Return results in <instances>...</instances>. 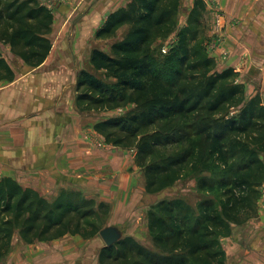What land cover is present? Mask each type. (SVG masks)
Segmentation results:
<instances>
[{
	"label": "trees",
	"instance_id": "obj_1",
	"mask_svg": "<svg viewBox=\"0 0 264 264\" xmlns=\"http://www.w3.org/2000/svg\"><path fill=\"white\" fill-rule=\"evenodd\" d=\"M193 7L181 29L183 0H131L95 33L90 67L78 71V112L128 108L97 122L94 131L110 147L135 151L150 200L152 246L122 237L100 248L99 264H226L223 240L259 217L264 103L260 95L247 96L234 69H217L206 49L205 4L195 0ZM53 23L54 14L38 0H0V43L30 69L47 61ZM173 34L166 54L154 48ZM14 80L0 54V82ZM189 176L201 197L196 205L166 194ZM111 213L110 205L76 191L49 200L0 179V264L16 238L26 245L67 235L95 240Z\"/></svg>",
	"mask_w": 264,
	"mask_h": 264
},
{
	"label": "crops",
	"instance_id": "obj_2",
	"mask_svg": "<svg viewBox=\"0 0 264 264\" xmlns=\"http://www.w3.org/2000/svg\"><path fill=\"white\" fill-rule=\"evenodd\" d=\"M130 1L56 0L61 7L72 3L76 14H84L86 19L77 31L90 32L69 38L68 27L59 22L74 13L63 15L61 7L56 9L49 36L53 47L37 68L30 69L17 58L12 64L11 46L0 43V54L15 74L14 81L0 82V179H13L49 200L72 190L104 202L112 211L107 228L150 243L146 235L149 197L135 164V151L108 146L94 131L99 115L81 114L75 103L78 71L90 67L94 34L111 13ZM194 3L183 0V7L189 12ZM216 6L205 4L207 52L218 70H235L249 98L260 95L264 103V0H216ZM262 192L259 217L235 227L223 240L226 264H264V186ZM126 223L130 229L123 232ZM142 231L144 239L139 237ZM75 237L35 245L16 238L2 264H71L60 257L68 252L72 264H86L84 258L99 264L84 249L86 240Z\"/></svg>",
	"mask_w": 264,
	"mask_h": 264
},
{
	"label": "rangeland",
	"instance_id": "obj_3",
	"mask_svg": "<svg viewBox=\"0 0 264 264\" xmlns=\"http://www.w3.org/2000/svg\"><path fill=\"white\" fill-rule=\"evenodd\" d=\"M50 0H41V2L45 5V4H50L51 7H48V5H45L50 11H52V13H56V11L58 10V8L61 7V4L60 3H56V0H51V1H54V2H49ZM204 3V2H203ZM66 6L64 7H61V9L63 10V15H73L70 16L71 18H67L65 19L64 22H59L61 23L60 26L62 25H65L68 27V31L66 32V34H68L67 36L69 38H74L77 34V32H82L83 35L85 34H88L90 32V30H81V31H77L78 28L80 27L79 23L82 22L83 20H85L86 18L84 17V14H76V11L73 10V6L71 5L72 3H62ZM75 8V6H74ZM57 9V10H56ZM75 11V12H74ZM188 13L187 9H184L183 12L181 13L180 15V19H179V28H183L186 26V14ZM84 17V18H83ZM67 20V21H66ZM58 23V24H59ZM127 31V29H124L123 31V34L122 36H124L125 32ZM79 34V33H78ZM95 35V34H94ZM67 37V38H68ZM66 38V39H67ZM176 41V34H173L171 35L167 40H164V41H159L155 44L154 48L157 49L158 52H161L162 53V49L167 47V52L170 50L171 46L173 45V43ZM94 44V43H93ZM107 51V49H105ZM16 60L15 58L12 59V64L16 65L15 64ZM128 110V108L124 109V110H117V111H114V112H110L109 114H103V115H99V121L100 120H105V119H110V117H116V116H121L123 115L124 113H126V111ZM98 116V115H97ZM103 144V143H102ZM105 146V144H104ZM142 175V174H141ZM143 177V176H142ZM143 179V178H142ZM144 183H145V180L143 179ZM195 179L190 177L188 179L185 180L184 184L185 185H181L179 184L178 187L179 188H176L174 189V192H170V193H166L167 195H173L171 198H174L175 196H180L182 197L188 204H191V205H196L197 202L200 200V195L199 193H197L194 189V186H195ZM165 193L163 195H161L160 197H164L166 195ZM149 201L150 200H147L146 202L148 203L147 205H149ZM141 214V212H140ZM126 227H124L122 230L123 232H128V230L130 229V226L126 223L125 224ZM144 234V231H142L141 233L139 232V237L144 239L145 238V235ZM148 236V233L146 234ZM73 237L75 240L77 237L75 236H71ZM123 237H127L126 235L123 236ZM79 238V237H78ZM150 241V239H149ZM141 244L143 245H147L149 247L152 246V242L150 241V243H148V239L147 241H144V242H140ZM105 244L104 242L101 240L100 237H98L97 239H95L94 241H86V245L84 246V249H86L88 252L87 254L92 256V260H94L95 262L98 261V252L100 250L101 247H103ZM87 247V248H86ZM86 254V256H87ZM60 257L62 259H64V262L63 263H71L74 261V259H72V255L69 256V252L67 254H61ZM88 258H85L83 259V262H85L86 264H90L88 263ZM91 260V259H90ZM91 262V261H90ZM74 264V263H73ZM76 264V263H75ZM82 264V263H81Z\"/></svg>",
	"mask_w": 264,
	"mask_h": 264
},
{
	"label": "water",
	"instance_id": "obj_4",
	"mask_svg": "<svg viewBox=\"0 0 264 264\" xmlns=\"http://www.w3.org/2000/svg\"><path fill=\"white\" fill-rule=\"evenodd\" d=\"M157 200L154 198V201ZM100 238L107 247L113 246L122 238V233L118 228H105L100 232Z\"/></svg>",
	"mask_w": 264,
	"mask_h": 264
},
{
	"label": "built area",
	"instance_id": "obj_5",
	"mask_svg": "<svg viewBox=\"0 0 264 264\" xmlns=\"http://www.w3.org/2000/svg\"><path fill=\"white\" fill-rule=\"evenodd\" d=\"M202 1L204 2V4H206L208 6H211V7H214L215 9L217 7L216 6V0H202ZM162 53L163 54H166L167 53V47H165V48L162 49ZM98 146L100 148L105 147L104 144H102V143H99Z\"/></svg>",
	"mask_w": 264,
	"mask_h": 264
}]
</instances>
